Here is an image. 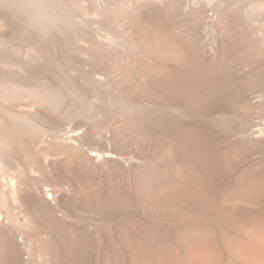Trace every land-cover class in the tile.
Segmentation results:
<instances>
[{"label": "rangeland", "instance_id": "374dc122", "mask_svg": "<svg viewBox=\"0 0 264 264\" xmlns=\"http://www.w3.org/2000/svg\"><path fill=\"white\" fill-rule=\"evenodd\" d=\"M0 156L28 199L0 264L13 237L31 264H154L187 232L241 264L264 229V0H0Z\"/></svg>", "mask_w": 264, "mask_h": 264}, {"label": "bare ground", "instance_id": "6f19581e", "mask_svg": "<svg viewBox=\"0 0 264 264\" xmlns=\"http://www.w3.org/2000/svg\"><path fill=\"white\" fill-rule=\"evenodd\" d=\"M64 132H65V130H64ZM77 133H78V131L76 132L75 130H67V136H71V137L73 136L74 139H75V136ZM15 143H17V142H15ZM32 145H34V144L32 143ZM113 155H114V153H112L111 151H108L107 156H113ZM6 156H8V155H6ZM6 156L5 157L3 156V157L6 158ZM9 157H10V155H9ZM0 159H1V156H0ZM9 160H10V158H9ZM12 160H14V159H12ZM1 161L3 163V160H1ZM8 162H10V161H8ZM1 170L2 169L0 168V220L2 218L4 219V216L6 214H8V216H9V214H11V211L12 212L13 211L15 212V210L18 211V208L20 205H26L28 203V199L25 198L27 196V191H22L20 189L21 186L19 187V181L17 180L18 174L17 173L15 174V173L9 172V171L8 172H5V171L2 172ZM23 184H25V183H23ZM34 189L32 190V192L34 191ZM37 192H39L41 194V197L46 199L45 197L49 198L50 196L53 195L54 190L51 186H48V185L44 186V187L43 186H37ZM39 193H37V194H39ZM19 198H23L24 200L20 201ZM10 221H11V219H10ZM259 230L258 229L255 230L256 232H254V234L252 235L251 243L249 245L240 244V246H237L236 248H234V251H237V255L239 258L238 260L241 261V264H264V229L262 228V230H260V231ZM187 233H189V234H187ZM187 233L185 235H189V237L185 236L188 239L186 238L187 240L183 242V246H182V248L185 252L184 258H180L178 256V252H176V251H170V252L168 251L169 253L162 256L161 259H159V261H156V263H154V264H218V263H220V262H218V257H217V253H216L217 251L213 250V249H217V248H216V246H215V248H213V245L211 243L213 238L211 235H208L206 233H203V234L197 233L196 235L192 232L191 233L187 232ZM7 245H8L7 248H8L9 253H10V258L8 259L7 264H31L30 260L21 259L22 245L14 237L7 240Z\"/></svg>", "mask_w": 264, "mask_h": 264}]
</instances>
